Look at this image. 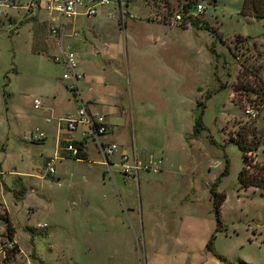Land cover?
<instances>
[{
    "label": "rangeland",
    "instance_id": "obj_1",
    "mask_svg": "<svg viewBox=\"0 0 264 264\" xmlns=\"http://www.w3.org/2000/svg\"><path fill=\"white\" fill-rule=\"evenodd\" d=\"M110 1L92 17L81 13L83 4L65 46L85 71L87 104L107 109L100 113L112 124L109 139L131 152L135 146L139 158H163L164 172L135 179L118 170L104 179L89 142L87 160H58L46 175L58 119L77 108L65 68L53 60L60 48L49 30L62 16L43 7L15 32L0 23V187L8 209L0 242L13 236L19 250L0 254V264H146L134 252L146 240L134 236L135 220L162 218L168 236L182 226L184 240L201 245V264H264V188L240 189L245 164L235 143L259 141L246 156L264 165V19L241 15L243 0H197L205 11L196 21L212 32L174 21L190 0ZM248 108L260 115L249 117ZM36 131L46 139L31 143ZM218 179L226 195L219 232L210 190ZM117 211L114 220L106 215ZM196 221L199 231L186 235ZM153 234L166 238L159 229ZM212 235L228 261L205 250ZM207 251L212 260L205 262Z\"/></svg>",
    "mask_w": 264,
    "mask_h": 264
},
{
    "label": "built area",
    "instance_id": "obj_2",
    "mask_svg": "<svg viewBox=\"0 0 264 264\" xmlns=\"http://www.w3.org/2000/svg\"><path fill=\"white\" fill-rule=\"evenodd\" d=\"M86 1V2H85ZM110 0H0V23L6 22L9 25V31L15 32L20 24L26 18H36L37 13L43 7L50 13H59L61 23L58 26L53 24L50 27L49 32L55 37L59 48L58 53L53 56V60L56 63H62L65 71L63 73V79L68 82L67 88L72 92L77 102V108L74 113L58 119V126L61 128L63 122L66 123L67 129L70 131L78 130L82 128L81 141H67L62 148V153H58L50 157L46 164L45 174L52 175L56 172V161L64 158H73L77 160L81 157V154L85 152L84 144L87 141H92L103 159L102 164L106 168V177L113 178L112 168L117 166L119 172L127 178L133 177L139 179L141 172L160 173L164 166L163 158L153 159L152 161H141L137 150L134 146L131 153L122 150L120 144L108 139V135L112 130V126L108 124L104 115L100 112L92 111L84 99L80 90V82L84 79V72L80 70V63L75 51L68 50L65 46V38L69 26L72 24V20L79 14L81 6L85 5V10L81 12L83 15L92 17L97 14L96 5L103 4L109 5ZM192 8L177 12L172 17L174 21L179 24L185 22L191 23L200 17L204 11L205 6L201 3L194 4ZM22 14V19H18L17 14ZM56 21L55 19H52ZM71 21V22H70ZM72 36H79L78 32L73 33ZM42 101L36 99L34 101V107L36 109L41 108ZM246 115L252 118H256L260 115L259 110L256 108H248L245 112ZM46 139V135L41 131H36L31 134L29 141L41 142ZM83 143V147L81 144ZM120 153L119 163H114L112 158ZM8 212L5 201L1 196L0 187V235L6 233L5 229H2V225L5 224L4 215ZM46 222H39L37 228H48ZM16 243L9 238H5L3 242H0V254L6 255L9 251L16 249Z\"/></svg>",
    "mask_w": 264,
    "mask_h": 264
},
{
    "label": "crops",
    "instance_id": "obj_3",
    "mask_svg": "<svg viewBox=\"0 0 264 264\" xmlns=\"http://www.w3.org/2000/svg\"><path fill=\"white\" fill-rule=\"evenodd\" d=\"M31 19L37 20V17L31 18ZM82 71H84V70H82ZM63 82L67 88L68 82H66L65 80H63ZM89 83H90V81H86V84H89ZM54 94H55V92H54ZM91 94L92 93H89V92H88V95L86 94L87 99L88 98L91 99ZM55 97H56V95L53 96V98H55ZM98 103L99 102L97 101V103L94 104L93 107L89 106L90 109L92 111H97V112H102L104 114H107L106 113L107 109L106 108L103 109L102 105L98 104ZM106 121L108 122V124H110L112 126L111 122L109 121V118H106ZM64 125H65V127H64ZM57 129L58 130H57V135H56V139H55V149H54L52 155L49 154L50 157H52L58 153H62V148L67 141H81L82 140V135H81L82 128H78V130H75V131H70L67 129L66 123L63 122L61 128H59V126L57 124ZM110 133L108 135V139H109ZM74 134L79 135V137H74L73 136ZM89 142H92V141H87L84 144V150H85V153H87L88 158H89V151H88ZM31 143H34V142H31ZM93 145H94V143H93ZM94 147H95V145H94ZM95 149H96V147H95ZM122 150L131 153V151H128L127 149H124L123 147H122ZM146 151H147L146 149L142 150L143 153H147ZM96 152H97V149H96ZM97 154L99 155L98 152H97ZM98 158H99V160H97V163H99L102 166V174H103V177L105 179V178H107L106 177V168L102 164L103 159L100 157V155L98 156ZM140 160L141 161H149V159H142V158H140ZM79 161H82V160H79ZM112 161L116 164L119 163L120 153L115 155L112 158ZM112 171L117 172L118 171L117 166L112 168ZM161 172H164V166H163V169ZM101 211L106 212V210H104V209H101ZM137 212H139V211H137ZM106 215L111 217L112 220H114L115 218H118L116 216L117 215L119 216V213L117 211L116 215H115V212L107 213ZM155 220L148 221V220L143 219L138 224L136 223V220H135L134 227H133L134 236L137 239V237L140 238V236H143V234H144V236L146 238L145 242H142L143 243L142 245H140L139 243H141V242H139L138 243L139 245L135 246L134 252H135L136 257L140 258L141 256H143L146 264H201V255H202L201 249H202V247H201V245L200 246L195 245L194 242L192 243V242H187L184 240V238H183L184 234L182 233V229H181L182 226L179 227V229L173 231L171 236H168L169 230L166 228V225H165V222L167 220L165 218H162V219L156 220L157 221L156 223H155ZM196 222H197V225L195 227L191 224L188 226V229L186 230V235L194 237L195 232L199 231V229H200L199 222L198 221H196ZM157 229H159L161 234L164 237H166L163 239V242H162V240H157L154 237L153 233ZM99 230H101V228H99L98 231ZM136 241L138 242V240H136ZM204 248H205V250L208 249L206 246H204ZM139 249H141L140 255L138 254ZM207 252L208 253H205V257L202 256L204 258L205 262L207 260H212L210 257V251H207ZM206 257H207V259H206Z\"/></svg>",
    "mask_w": 264,
    "mask_h": 264
},
{
    "label": "trees",
    "instance_id": "obj_4",
    "mask_svg": "<svg viewBox=\"0 0 264 264\" xmlns=\"http://www.w3.org/2000/svg\"><path fill=\"white\" fill-rule=\"evenodd\" d=\"M194 4H197V0H190V2L185 3L184 4V8L185 10H187L188 8H191ZM240 14L243 16H251L254 17L256 19H264V0H243L241 9H240ZM192 24L194 26H197L198 28H206L212 32H215L214 29L209 26L208 24H199L196 20L192 21ZM260 80L263 81L262 77L260 76ZM264 89V88H263ZM200 123V121H199ZM257 131V130H256ZM256 135L255 133L252 134V136ZM236 144H238L241 148V151L243 153V161L245 166L241 169V171L239 172V182H240V189H247L249 187H259L261 189L264 188V165H260L259 163H254L251 164L248 162V157L246 156L247 153L252 152L254 150H258L260 147V143L259 141H256V143L253 146H248V144L246 142H235ZM81 147H83V143L81 144ZM79 159L82 160H87L88 156L87 153H82L81 157H79ZM253 168L252 173L249 172V169ZM229 172V168L228 165L226 166L224 172L222 173V177H224L226 174H228ZM220 179H218L210 188L211 190V195L213 197V201H214V210H215V214L217 217V229L216 231L219 232L220 231V226L221 224V206L223 204V202L226 199V195L224 193H221L217 190V187L220 183ZM7 215V212L4 215V221H5V217ZM216 235H212L207 248L210 251H214L219 257L220 259L224 260V261H228L226 258H224L223 256H221L220 254H218L215 251V247H214V239H215ZM13 239V236H10V240ZM14 251H19L18 249H15ZM229 264H249L247 262L244 261H238V262H230Z\"/></svg>",
    "mask_w": 264,
    "mask_h": 264
}]
</instances>
